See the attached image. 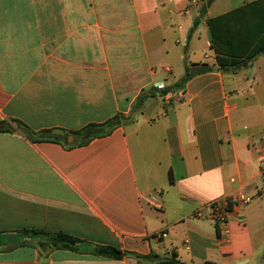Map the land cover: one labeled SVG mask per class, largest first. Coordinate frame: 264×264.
Returning <instances> with one entry per match:
<instances>
[{
    "label": "crops",
    "instance_id": "0c3cea01",
    "mask_svg": "<svg viewBox=\"0 0 264 264\" xmlns=\"http://www.w3.org/2000/svg\"><path fill=\"white\" fill-rule=\"evenodd\" d=\"M255 1L0 0V264H264V54L220 70L209 25Z\"/></svg>",
    "mask_w": 264,
    "mask_h": 264
},
{
    "label": "trees",
    "instance_id": "16d2710c",
    "mask_svg": "<svg viewBox=\"0 0 264 264\" xmlns=\"http://www.w3.org/2000/svg\"><path fill=\"white\" fill-rule=\"evenodd\" d=\"M209 25L213 37L212 49L216 54V60L220 70H237L243 63L253 61L258 56L264 54V0L247 3L240 8L213 18L209 21ZM210 70H212L211 67L203 65L200 73ZM190 77L191 75H188L187 79ZM168 92L164 91L163 94L166 95ZM140 102L136 105L137 108L140 106ZM127 120L125 117L117 115L104 124H91L82 131L73 134L79 135L82 143L86 144L94 138L109 135L116 127ZM14 122L17 125V128L14 130L21 131L27 137L35 134L22 122L17 120ZM0 132H4V130L0 129ZM48 133L51 136L44 138L53 141H62L61 136L54 135L51 131L44 132V134ZM31 140L34 141L33 138ZM22 237L32 240L43 239L44 242L40 243L39 247L47 254L56 249H70L74 251L79 244H82V241L71 236L52 235L39 231H25ZM94 252L99 256L112 259H120L123 257V254L119 250L112 247L95 248ZM164 264L182 263L174 255Z\"/></svg>",
    "mask_w": 264,
    "mask_h": 264
},
{
    "label": "built area",
    "instance_id": "2783aa9c",
    "mask_svg": "<svg viewBox=\"0 0 264 264\" xmlns=\"http://www.w3.org/2000/svg\"><path fill=\"white\" fill-rule=\"evenodd\" d=\"M166 71L168 73H171L172 69L166 68ZM156 88L160 89V90H164L165 85L163 83H160V84L156 85ZM258 150L262 156L261 177H262V181H263V190H264V140H261L260 143L258 144ZM249 202H250V198H246V199H241L240 201H237L235 204H236L237 208H240L241 206L246 205ZM197 216L200 217L201 213H197ZM209 218L211 220H213L218 225V227H220V229L224 232V234H226V230H225L224 226L228 224L229 216H228V213L225 209H223L220 205L212 206ZM160 236H161V238H165V237H167V234L163 233V234L159 235L158 237L160 238Z\"/></svg>",
    "mask_w": 264,
    "mask_h": 264
},
{
    "label": "rangeland",
    "instance_id": "374dc122",
    "mask_svg": "<svg viewBox=\"0 0 264 264\" xmlns=\"http://www.w3.org/2000/svg\"><path fill=\"white\" fill-rule=\"evenodd\" d=\"M227 75H228L227 77L230 76L229 74H227ZM177 78H178V77H177ZM135 109H137V106H136ZM21 242H22V237H17V238H15V239L11 240L9 245L19 244V243H21ZM30 253H31V250H29V249H27V250H25V251H18V252H16V253L11 254V258H14V259H24V258H26Z\"/></svg>",
    "mask_w": 264,
    "mask_h": 264
}]
</instances>
